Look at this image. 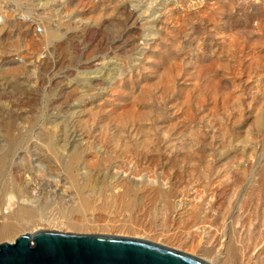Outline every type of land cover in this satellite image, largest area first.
Segmentation results:
<instances>
[{"label":"rangeland","instance_id":"1","mask_svg":"<svg viewBox=\"0 0 264 264\" xmlns=\"http://www.w3.org/2000/svg\"><path fill=\"white\" fill-rule=\"evenodd\" d=\"M0 206L264 264V0H0Z\"/></svg>","mask_w":264,"mask_h":264},{"label":"water","instance_id":"2","mask_svg":"<svg viewBox=\"0 0 264 264\" xmlns=\"http://www.w3.org/2000/svg\"><path fill=\"white\" fill-rule=\"evenodd\" d=\"M0 264H209L150 241L40 230L0 244Z\"/></svg>","mask_w":264,"mask_h":264},{"label":"bare ground","instance_id":"3","mask_svg":"<svg viewBox=\"0 0 264 264\" xmlns=\"http://www.w3.org/2000/svg\"><path fill=\"white\" fill-rule=\"evenodd\" d=\"M51 139V138H50ZM55 144V143H54ZM48 146L51 148V146H52V141H48ZM9 189V188H8ZM6 190V189H5ZM8 191V190H7ZM11 191V190H10ZM12 194V193H11ZM14 199V196H12V197H10V201H12ZM1 207V206H0ZM23 211V210H22ZM0 212H1V210H0ZM19 212V211H18ZM25 212H26V210H25ZM28 212V211H27ZM10 213V212H9ZM15 213V212H14ZM10 218H11V216H9ZM6 218V217H5ZM7 220L8 221H4L3 222V224H2V226L0 225V239L1 238H8V237H10L11 235H13L15 232H16V226L15 225H13L14 223L12 222L13 220H9L8 218H7ZM15 220V219H14ZM20 222V221H19ZM77 228V227H76ZM80 229V228H79ZM21 230V229H20Z\"/></svg>","mask_w":264,"mask_h":264}]
</instances>
